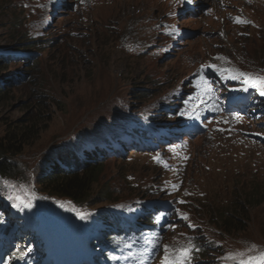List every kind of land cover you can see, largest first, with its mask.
Returning a JSON list of instances; mask_svg holds the SVG:
<instances>
[{"label":"rangeland","instance_id":"rangeland-1","mask_svg":"<svg viewBox=\"0 0 264 264\" xmlns=\"http://www.w3.org/2000/svg\"><path fill=\"white\" fill-rule=\"evenodd\" d=\"M223 3L227 6L206 0L189 11L179 0H0V60L5 52L16 54L10 56L12 62L0 63V80L12 83L0 86V137L6 122L28 121L41 105L51 107L49 100L63 105L59 110L55 106L41 139L13 159L19 170L12 176L0 175L16 185L0 184V208L14 209L21 216L15 222L25 224L34 207L30 223L36 221L44 230L51 223L59 243L82 237L86 247L87 223L102 230V218L108 214L146 208L157 219L151 239H156L159 250L156 255L150 246L140 247L143 264H161L164 245L179 248L189 240L199 249L193 250L191 264H236L228 258L230 253L264 251V203L251 205L245 197L255 189L264 192V120L253 126L257 118L250 124L243 116L235 118L238 100L245 98L237 97L241 92L237 83L226 84L212 71L200 78L204 98L216 97L218 111L206 116L202 102L181 105L187 133L161 154L130 152L123 160L100 156L101 162L92 163L72 150L81 141H106L101 140L102 129L117 116L128 121L129 116L145 114L139 120L144 125L155 117L153 105L159 101L174 97L188 104L192 96H183L197 81L191 76L211 64V55L223 69L264 77V1L256 0L241 13L240 0ZM223 9L230 12V19L216 20ZM237 17L247 21L238 30L230 24ZM175 27L191 33L172 32ZM225 116L234 117V125H227ZM79 162L86 168L102 166L99 185L108 187L116 201L101 203L94 197L96 205L78 206L38 188L41 176L47 179L62 169L78 168L68 174L87 171L80 170ZM13 193L30 201L31 207H13L7 198ZM236 202L245 211H233L249 218L244 221L246 229L222 232L211 214L230 210ZM63 255L69 258L71 252Z\"/></svg>","mask_w":264,"mask_h":264},{"label":"trees","instance_id":"trees-1","mask_svg":"<svg viewBox=\"0 0 264 264\" xmlns=\"http://www.w3.org/2000/svg\"><path fill=\"white\" fill-rule=\"evenodd\" d=\"M148 94H150L149 91ZM59 102L52 99L49 100L51 107L41 105L42 109H39V112L28 121L18 123L12 120L9 123H5L4 137H0V175L12 176L14 174L13 171L19 170L20 166L17 167L13 159L23 153L24 148L33 146L41 139L42 134L47 131V127L50 125L49 122L54 114L55 106L58 110L60 106H63ZM127 119L128 121L123 122L122 116L120 115L117 116L113 123L134 129L132 128L134 127L133 124L136 125L141 120L139 117L135 118V116H129ZM103 129H106V127ZM123 131H126V129ZM65 152H61L58 155H63ZM59 159L61 158L59 157ZM78 165L80 166V163ZM86 169L87 171L81 174L56 172L47 179L41 176L36 180V184L44 193L52 197L65 198L78 205H96V203H92L94 197L100 199L101 203L114 200L109 188L104 185H99L101 176L99 177L97 173L102 169V166L96 165ZM245 197L247 198L246 201L251 205L264 203V192L258 191L257 189L253 192L245 193ZM233 210L238 212L245 211L239 206V202H236L230 206V210H215L211 214L213 222L219 225L222 232L245 231V222L249 218L246 214H237ZM130 233L135 235V231L133 230Z\"/></svg>","mask_w":264,"mask_h":264},{"label":"snow or ice","instance_id":"snow-or-ice-1","mask_svg":"<svg viewBox=\"0 0 264 264\" xmlns=\"http://www.w3.org/2000/svg\"><path fill=\"white\" fill-rule=\"evenodd\" d=\"M184 3H192L193 0H182ZM237 23H247V21H242L239 17L235 18ZM175 32H178V29H173ZM202 70L205 67L215 68V65H207L201 66ZM225 71H233L226 69ZM235 74L230 78L236 79L238 77L245 78V83L252 87L258 88L261 95H264V77H253L250 73L240 72L238 70H234ZM248 86L243 88V91L247 92L249 90ZM237 120L242 119L239 114L235 117ZM0 184H3L7 188H15L16 185L11 184V182L7 180L0 179ZM173 189L178 188V185H173ZM10 201H13V207L23 208V207H31V202L23 199L20 195L13 193L7 197ZM180 203H184V201H180ZM177 215L181 216V218L187 220V214L181 213L179 209H176ZM79 219H86L85 215L77 213ZM189 227H195L194 225L189 224ZM157 245L153 243V247ZM164 257L161 261V264H191V256L193 250L198 251L199 249H194V246L191 244V240H189L187 245L181 246L179 248H171L168 245H164ZM253 245L249 252L254 249ZM228 258H232L236 260V264H264V251L259 252L256 255H250L248 252H238V253H230Z\"/></svg>","mask_w":264,"mask_h":264},{"label":"bare ground","instance_id":"bare-ground-1","mask_svg":"<svg viewBox=\"0 0 264 264\" xmlns=\"http://www.w3.org/2000/svg\"><path fill=\"white\" fill-rule=\"evenodd\" d=\"M131 45V44H130ZM133 45V44H132ZM1 88V87H0ZM9 88V87H8ZM102 145L106 146L107 143L106 141L102 142ZM141 152V151H140ZM171 203L175 204V200L174 202L172 201ZM66 238V237H65ZM69 239V238H68ZM75 241L74 240H61L60 243L57 245V247L55 248V252L57 251H72L75 248ZM70 254V253H69ZM93 257V259H95L97 256L96 254H91L89 256V258Z\"/></svg>","mask_w":264,"mask_h":264}]
</instances>
